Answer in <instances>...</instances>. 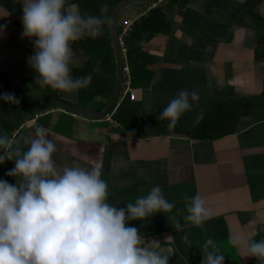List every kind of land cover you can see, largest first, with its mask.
Returning a JSON list of instances; mask_svg holds the SVG:
<instances>
[{
    "label": "crops",
    "instance_id": "0c3cea01",
    "mask_svg": "<svg viewBox=\"0 0 264 264\" xmlns=\"http://www.w3.org/2000/svg\"><path fill=\"white\" fill-rule=\"evenodd\" d=\"M160 5L173 28L146 46L156 60L148 65L153 77L135 86L122 81V89L133 91L136 100L131 102L144 111L149 105L148 112L157 119L178 91L196 92L199 99L181 115L175 131L137 138L110 116L93 119L50 109L19 131L12 148L26 151L23 139L36 126L46 129L58 149L53 157L58 165L84 163L79 155L68 154L73 148L101 164L108 202L118 208L160 185L173 208L127 226L136 227L145 242L158 241L156 251L169 264H201L209 238L225 264H258L246 252L249 240L264 239V0H160ZM66 7L80 15L78 0H68ZM147 10L146 5L130 7L123 19L134 23ZM0 16V25H7L0 34V62L23 78L31 69L27 59L34 49L21 36L18 0H0ZM74 59L80 65L85 55L75 51ZM241 101L250 103V112L231 134L202 140L189 133L216 105ZM13 167L14 161L8 160L0 165V179L15 184L5 175ZM196 194L211 212L200 227L184 219L186 204ZM230 234L241 238L240 246L229 244Z\"/></svg>",
    "mask_w": 264,
    "mask_h": 264
},
{
    "label": "clouds",
    "instance_id": "9594fccd",
    "mask_svg": "<svg viewBox=\"0 0 264 264\" xmlns=\"http://www.w3.org/2000/svg\"><path fill=\"white\" fill-rule=\"evenodd\" d=\"M18 3L21 36L30 40L34 49L27 59L35 74L34 83L68 95L88 87L91 74L75 78L71 74L76 64L72 44L102 34V26L109 22L104 16L107 4L101 6L100 16H81L66 7L68 0ZM6 27L0 25V34ZM198 99L196 92L180 90L158 119L168 121L167 128L172 129ZM0 100L20 102L14 93H0ZM48 137L46 129L34 127L33 135L23 139L27 150L21 151L20 147L12 148L6 134H0V165L14 161L5 175L16 181L9 184L0 179V264H169V258L156 251L158 241L145 242L136 227L127 226L129 221H144L173 208L160 185L118 208L108 202L101 164L73 148L68 154L79 155L84 163L58 165L53 159L58 149ZM186 212L185 221L196 227L211 218L200 194L187 202ZM175 228L179 230L180 224ZM228 242L238 247L241 238L230 234ZM246 254L264 264V239L249 240ZM201 264H225L211 238L205 242Z\"/></svg>",
    "mask_w": 264,
    "mask_h": 264
},
{
    "label": "trees",
    "instance_id": "16d2710c",
    "mask_svg": "<svg viewBox=\"0 0 264 264\" xmlns=\"http://www.w3.org/2000/svg\"><path fill=\"white\" fill-rule=\"evenodd\" d=\"M123 1L125 0H78L81 16H100L101 6L107 4L104 16L108 18L109 22L102 26V34L98 37L94 39L84 37L72 44L74 52L83 53L85 60L82 64L72 67L71 74L74 78L91 74L92 80L88 87L74 93V100L66 98L62 92L54 99L87 111L95 109L102 112L106 108L114 92L117 74L110 21L113 11ZM146 7L148 8L146 14L133 23L131 33L124 39V62L130 70L129 80L134 86L137 83L150 82V78L153 77V73L148 71V65H155L156 60L146 51V46L156 35H169L173 28V21L162 9L160 1L146 5ZM124 15L125 13L122 14L119 23L124 21ZM120 31L118 28V33H121ZM34 76L35 74L30 69L29 73L22 79L31 91L40 95L41 88L34 83ZM126 80L127 78L123 77V81ZM44 88L47 89L48 87ZM0 93H14L20 101L18 104H8L0 100V134H6L11 141L22 128L39 118L41 112L60 109L28 97L3 69H0ZM96 98H102L103 101L97 102ZM85 100L94 104L91 107L89 104L83 106L82 103ZM249 112L250 103L248 101L220 103L208 112L200 124L189 133L202 140L231 134L238 121L242 117L248 116ZM108 116L137 138H148L175 131L173 128L168 129L166 124L149 112H145L141 104L131 102L129 95L126 97L123 89L119 101L109 111Z\"/></svg>",
    "mask_w": 264,
    "mask_h": 264
},
{
    "label": "water",
    "instance_id": "95a60500",
    "mask_svg": "<svg viewBox=\"0 0 264 264\" xmlns=\"http://www.w3.org/2000/svg\"><path fill=\"white\" fill-rule=\"evenodd\" d=\"M159 1L160 0H125L122 3H120L113 11L111 21H110V31H111V39L113 43L115 60H116V65H117V74H116V81H115L113 95L108 105L102 112L96 113V112L86 111L72 104H69L67 102L36 94L28 88V86L25 84V82L20 77V75L17 72H15L10 67L9 64L5 62H0V69H4L5 72L11 78V80L17 85V87L24 94H26L28 97H30L33 100L46 103V104H51L60 109H64L68 112H71V113H74L76 115H80L83 117L93 118V119L105 118L108 116L109 111L112 109V107L115 104H117V102L119 101V97H120V93L122 89L124 57H123V52H122V49L119 43L118 26H119L120 17L130 7L138 6V5L154 4Z\"/></svg>",
    "mask_w": 264,
    "mask_h": 264
},
{
    "label": "built area",
    "instance_id": "2783aa9c",
    "mask_svg": "<svg viewBox=\"0 0 264 264\" xmlns=\"http://www.w3.org/2000/svg\"><path fill=\"white\" fill-rule=\"evenodd\" d=\"M133 27V22L131 20H124L123 22L119 23V28H120V32L119 33V43L122 49V52L124 53V39L131 33ZM123 77H126V84L127 86H129V78H130V70L127 66V64L124 63L123 66ZM125 95H129V99L131 101H135L136 100V94L133 91H130L127 89V91H125ZM59 111H62L64 113H66V111L59 109ZM41 115H39L40 117Z\"/></svg>",
    "mask_w": 264,
    "mask_h": 264
},
{
    "label": "rangeland",
    "instance_id": "374dc122",
    "mask_svg": "<svg viewBox=\"0 0 264 264\" xmlns=\"http://www.w3.org/2000/svg\"><path fill=\"white\" fill-rule=\"evenodd\" d=\"M125 16V15H124ZM120 21V20H119ZM103 56H105V55H103ZM106 57V56H105ZM101 59H103V58H101ZM104 86V85H103ZM36 91H38V90H36ZM39 92V91H38ZM59 94H61V92H59V91H56V90H52V89H50V88H47V89H45V88H41L40 89V95H46V96H50V97H52L53 99H54V97H56V96H58ZM97 99V98H96ZM36 101V100H35ZM39 102V101H38ZM91 101H89V100H85L83 103H82V105L84 106V105H86V104H89L90 105V107L94 104V103H90Z\"/></svg>",
    "mask_w": 264,
    "mask_h": 264
}]
</instances>
